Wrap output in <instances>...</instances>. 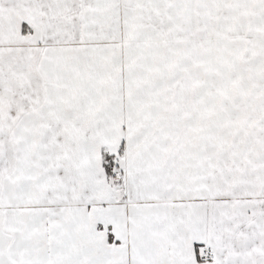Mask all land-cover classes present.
<instances>
[{
  "label": "snow or ice",
  "instance_id": "snow-or-ice-1",
  "mask_svg": "<svg viewBox=\"0 0 264 264\" xmlns=\"http://www.w3.org/2000/svg\"><path fill=\"white\" fill-rule=\"evenodd\" d=\"M0 264H264V0H0Z\"/></svg>",
  "mask_w": 264,
  "mask_h": 264
}]
</instances>
